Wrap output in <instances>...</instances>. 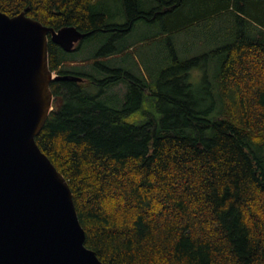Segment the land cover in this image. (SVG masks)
Returning <instances> with one entry per match:
<instances>
[{"label": "trees", "instance_id": "obj_1", "mask_svg": "<svg viewBox=\"0 0 264 264\" xmlns=\"http://www.w3.org/2000/svg\"><path fill=\"white\" fill-rule=\"evenodd\" d=\"M140 1L113 0L122 23L109 21L103 0H0V10L75 26L83 39L123 36L137 20L166 19L171 32L229 12L213 73L220 109L213 98L214 115L197 109L177 76L165 94L176 110L135 123L130 99L153 94L150 85L119 67L100 77L76 70L48 39L51 71L70 78L51 81L53 109L36 142L68 182L85 245L102 264H264V0H156L149 10ZM127 77L125 102L111 106L110 87Z\"/></svg>", "mask_w": 264, "mask_h": 264}, {"label": "water", "instance_id": "obj_2", "mask_svg": "<svg viewBox=\"0 0 264 264\" xmlns=\"http://www.w3.org/2000/svg\"><path fill=\"white\" fill-rule=\"evenodd\" d=\"M0 10V264H102L65 177L35 137L53 109L48 39L69 51L85 37Z\"/></svg>", "mask_w": 264, "mask_h": 264}, {"label": "rangeland", "instance_id": "obj_3", "mask_svg": "<svg viewBox=\"0 0 264 264\" xmlns=\"http://www.w3.org/2000/svg\"><path fill=\"white\" fill-rule=\"evenodd\" d=\"M103 3L109 11L111 23L126 22L122 3H114L113 0H103ZM140 3L142 10L158 5L156 0H142ZM193 15H196L195 10H185L186 17ZM228 15L229 12L209 15L187 28L171 32H167L170 22L166 19L154 23L137 20L131 31L123 36L99 33L90 39H82L78 50L68 52L70 58L66 64L76 70H93L99 77L104 73V66L119 67L136 81L150 85L154 89L153 94L144 95L137 104L130 99V113L136 116L135 123L145 122L152 115L159 119L175 111V106L166 102L165 94L172 92V85L179 79L184 85H189H185V89L189 98L196 102L197 109L214 115L212 98L218 109L222 104L214 96L213 73L219 66L221 46L232 30L229 25L234 21V15ZM183 16L174 21L181 20ZM175 60L178 61L176 65ZM187 60L190 62L182 64ZM130 90L131 79L128 77L111 86L107 93L110 105H122Z\"/></svg>", "mask_w": 264, "mask_h": 264}, {"label": "flooded vegetation", "instance_id": "obj_4", "mask_svg": "<svg viewBox=\"0 0 264 264\" xmlns=\"http://www.w3.org/2000/svg\"><path fill=\"white\" fill-rule=\"evenodd\" d=\"M82 39H83V38H82ZM82 39L78 40V41L74 44L73 48H72L71 50L67 51V52H71V51H76V50H78V49L80 48V45H81L80 43H81ZM64 51H65V50H64Z\"/></svg>", "mask_w": 264, "mask_h": 264}, {"label": "bare ground", "instance_id": "obj_5", "mask_svg": "<svg viewBox=\"0 0 264 264\" xmlns=\"http://www.w3.org/2000/svg\"><path fill=\"white\" fill-rule=\"evenodd\" d=\"M159 10V9H158ZM246 26V25H245ZM186 28H187V26H186ZM249 28V27H248ZM250 29V28H249ZM129 32V31H128ZM173 33V32H172ZM178 34V33H177ZM51 41V40H50ZM99 62V61H98ZM91 74V73H90ZM93 76V75H92ZM91 77V76H90ZM85 78V77H84ZM98 79V78H97ZM102 79V78H101ZM100 79V80H101ZM104 86H106V85H104ZM103 89H105V88H103ZM105 91V90H104ZM141 92V91H140ZM101 94V93H100Z\"/></svg>", "mask_w": 264, "mask_h": 264}]
</instances>
